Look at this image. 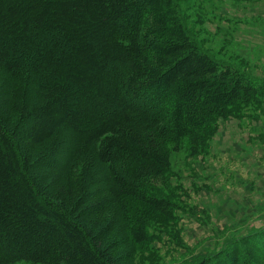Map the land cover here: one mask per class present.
<instances>
[{
	"label": "trees",
	"instance_id": "16d2710c",
	"mask_svg": "<svg viewBox=\"0 0 264 264\" xmlns=\"http://www.w3.org/2000/svg\"><path fill=\"white\" fill-rule=\"evenodd\" d=\"M263 99L264 79L194 41L177 0H0V264H115L112 228L82 219L116 206L148 241L143 206L178 219L153 192L172 153L208 151L221 119ZM82 160L62 197L44 186ZM237 240L186 264H264V227Z\"/></svg>",
	"mask_w": 264,
	"mask_h": 264
},
{
	"label": "rangeland",
	"instance_id": "374dc122",
	"mask_svg": "<svg viewBox=\"0 0 264 264\" xmlns=\"http://www.w3.org/2000/svg\"><path fill=\"white\" fill-rule=\"evenodd\" d=\"M177 2L189 34L201 48L264 79V0ZM46 150L44 146L34 149L31 161L44 157ZM83 161L61 176L46 170L50 178L44 186L62 197L72 183H81L78 174ZM33 174L41 179V172L34 170ZM153 185L155 194L174 199L181 208L178 219L171 220L143 206L149 217L146 242L130 241L116 206L82 219L95 234L112 228L102 245L113 249L115 264L199 263L202 255L233 249L239 244L237 239L262 229L264 99L242 105L221 119L208 151L196 156L186 146L174 151L171 172Z\"/></svg>",
	"mask_w": 264,
	"mask_h": 264
}]
</instances>
